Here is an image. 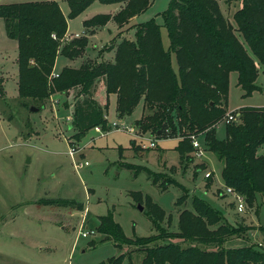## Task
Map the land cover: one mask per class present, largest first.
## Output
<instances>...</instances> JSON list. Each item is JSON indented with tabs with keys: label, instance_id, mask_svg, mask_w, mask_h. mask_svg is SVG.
<instances>
[{
	"label": "trees",
	"instance_id": "16d2710c",
	"mask_svg": "<svg viewBox=\"0 0 264 264\" xmlns=\"http://www.w3.org/2000/svg\"><path fill=\"white\" fill-rule=\"evenodd\" d=\"M118 4L113 14H97L82 22L83 28L104 27L114 21L120 36L130 21L145 12L152 0H67L69 14L78 17L94 2ZM232 23L222 14L217 0H171L163 13L169 47H162L160 27L154 20L134 24V38H121L111 49V61L86 60L79 67H64L50 78L55 60L85 55L87 39L63 42L67 19L56 1L14 2L0 4V19L8 39L17 48V93L42 109L55 94L68 95L75 90L72 104V138L80 142L96 126L109 132L106 115L109 96H115L118 119L128 117L142 104L143 114L135 121L138 132L157 140L176 139L180 162H192V137L202 138L205 152L222 164L221 180L240 194L248 208L264 197V154L257 151L264 144V107L238 110V123H225V137L217 139L216 127L227 116L229 76L236 73V85L243 96L259 91L255 85L257 65L264 68V0H238ZM94 31H90L92 34ZM54 36V38H53ZM243 40L241 42L239 37ZM63 42V44H62ZM175 57L176 70L171 64ZM102 82L106 103L99 106L92 94ZM26 106L27 103H24ZM132 149L135 142L131 141ZM121 151V149H120ZM129 168V166H126ZM146 170V169H145ZM156 184L163 176L146 170ZM172 180V181H171ZM183 195L175 202L181 206L186 189L175 180ZM162 190L165 186L159 184ZM167 185V186H168ZM137 201L140 192L130 193ZM156 231L153 236L127 238L112 215L98 218L97 230L115 246L131 248L101 264H122L131 254L142 255L140 264H264V252L253 246L227 249L224 244L242 231L231 225L222 213L192 196L190 208L177 216V231L165 232L160 223L164 211L145 196ZM43 206H77L75 200L40 199Z\"/></svg>",
	"mask_w": 264,
	"mask_h": 264
},
{
	"label": "rangeland",
	"instance_id": "374dc122",
	"mask_svg": "<svg viewBox=\"0 0 264 264\" xmlns=\"http://www.w3.org/2000/svg\"><path fill=\"white\" fill-rule=\"evenodd\" d=\"M56 1L67 19L70 33L83 31L81 21L84 14L89 18L108 13L114 7L96 1L84 11L83 16L80 14L70 19L67 0ZM170 1L152 0L149 8L137 16L132 28L126 32L127 38H134V24L154 20L160 27L162 47L167 51L169 39L162 15ZM217 2L222 14L232 23V13L240 5L236 0ZM106 25L84 29L86 33L96 30L87 40L88 58L81 57L84 59L79 61L80 58L66 60L58 56L50 78H55L53 74L58 75L56 72L65 62L67 67H76L86 60L111 61L114 57L111 48L117 43L115 39L120 40L121 37L117 36L118 27L114 21ZM79 38L86 36L83 34ZM79 38L65 35L62 41ZM239 40L243 42L241 37ZM16 58V42L8 39L0 19V264L107 262L131 248L120 249L113 241H105V236L96 228L98 218L110 213L127 238L153 236L156 231L145 196L164 211L165 218L160 226L165 232L177 231L178 213L190 208L192 196H196L220 211L228 223L241 228L242 232L237 237L227 240L225 248L253 246L264 252V197H258L253 208L245 205V211L238 213L233 198L224 193L225 186L221 184L222 164L212 153L204 151L201 137H194L198 149L203 150L201 157L191 153L192 162L181 164L175 150L176 139L157 140L138 132L135 121L143 114L141 103L128 117L118 119L115 96L111 95L106 115L109 133L100 136L93 129L76 142L72 138L74 131L71 127L75 90L68 95H52L42 109L32 112L30 109L37 105L18 97ZM171 64L176 70L173 55ZM257 69L255 85L260 90L246 97L236 85V73L230 74L227 113L236 114L243 107H264V68L257 65ZM92 99L99 106H104L105 93L100 84ZM239 120L238 117L235 123ZM112 123L125 125L133 133L114 130ZM216 137H225L224 120L216 127ZM151 140L155 144L153 148L148 147ZM131 141L135 142L133 149ZM143 144L146 148L141 147ZM73 150L75 153L70 156L69 152ZM257 153L264 154V144ZM145 169L163 176L154 184L153 177ZM206 173L210 174L209 178H204ZM171 179L187 191V200L181 206H176L175 202L183 193L178 187L168 185ZM159 184H166L167 188L162 190ZM132 192H140L141 200H135L130 194ZM40 199L75 200L81 206L79 209L77 206H43L37 203ZM89 230H93L94 235L80 236L81 231ZM131 256V264L141 263V254L132 253ZM122 264L130 262L125 258Z\"/></svg>",
	"mask_w": 264,
	"mask_h": 264
},
{
	"label": "built area",
	"instance_id": "2783aa9c",
	"mask_svg": "<svg viewBox=\"0 0 264 264\" xmlns=\"http://www.w3.org/2000/svg\"><path fill=\"white\" fill-rule=\"evenodd\" d=\"M74 37L79 38L80 35L75 34ZM53 38H54V36H53ZM52 77H57V75L53 74ZM238 117H239L238 113H236V114L229 113V114H227L226 118L224 119V122L225 123L235 122L238 119ZM111 128H113L114 130H127L128 132L133 133V130L131 128H127L125 125L118 124V123H112ZM94 131H95V133H97L100 136H104L105 134L107 135L109 133L107 131H103L101 126L94 127ZM141 139H143V138H141ZM154 146H155V144L151 140L148 144V147L153 148ZM192 146H193V150H194L193 153H194L195 157L200 158L202 153H203V150L198 149V144L195 141L194 137H192ZM141 147L146 148V146L144 144L141 145ZM74 153H75V151L73 150V151L69 152V155L73 156ZM84 165H87V163L85 162ZM209 177H210L209 173L204 174V178H209ZM224 193L227 196H230L231 198H233L235 205H236V211L238 213H242L243 211H245V201H244V198L240 194H238L236 191H234L230 187H224ZM89 235H94V231L93 230L81 231V234H80V236L83 238H86Z\"/></svg>",
	"mask_w": 264,
	"mask_h": 264
},
{
	"label": "crops",
	"instance_id": "0c3cea01",
	"mask_svg": "<svg viewBox=\"0 0 264 264\" xmlns=\"http://www.w3.org/2000/svg\"><path fill=\"white\" fill-rule=\"evenodd\" d=\"M13 0H7V3H4V0H0V4H9V3H13L12 2ZM34 1H56V0H21L20 2H34ZM57 2V1H56ZM236 2L240 5V2L238 1V0H236ZM235 2V3H236ZM106 6H109V5H106ZM112 6H114V7H111V9H109L107 12L108 13H105V14H108V15H113V14H115L118 10H119V5H117V4H113ZM108 8V7H107ZM63 13V12H62ZM85 12H83V13H81V15L83 16V14H84ZM102 14H104V13H102ZM80 15V16H81ZM85 15V17L82 19V21L81 22H83L84 20H87V19H89V18H91V17H89V18H87L88 17V15H86V14H84ZM97 15V14H96ZM94 16V15H93ZM137 19V17H135V18H133L131 21H130V23L127 25V26H125V27H123L122 29H121V31L122 30H125L128 26H132V23L135 21ZM81 25H82V23H81ZM107 26V25H106ZM116 27H117V25H115ZM82 27H83V25H82ZM85 28H83L82 30L83 31H79V32H72V33H70L69 32V30H68V22H67V32H66V36H73V35H75V34H84V36H86V38H87V40H89V38L92 36H90V34L88 33H86V31L84 30ZM130 30V29H129ZM96 31V30H95ZM94 31V32H95ZM117 31H119V29L117 30ZM128 31V30H127ZM126 30L119 36V37H121V38H124V37H126L127 38V34H126V32H127ZM82 35H80V36H82ZM128 39V38H127ZM115 41H119V40H117V39H115ZM88 47H89V45H88ZM88 47H86V52H85V55L83 56L84 58L85 57H87V49H88ZM84 58H80L79 59V61L81 60V59H84ZM88 58V57H87ZM66 59V58H65ZM66 60H68V59H66ZM56 63V62H55ZM79 66V64L76 66V67H78ZM64 67H67V63L65 62V63H63L62 64V67H61V69L62 68H64ZM76 67H73V68H76ZM60 69V70H61ZM59 70V71H60ZM59 71L58 72H56V73H59ZM55 72V71H54ZM100 84V87L103 89V91H104V85H103V83L102 82H100L99 83ZM259 87V86H258ZM113 96V95H112ZM106 103V96H105V102L103 103V105ZM255 108H257V107H255ZM222 168V167H221ZM221 184L223 185V182H222V180H221Z\"/></svg>",
	"mask_w": 264,
	"mask_h": 264
},
{
	"label": "water",
	"instance_id": "95a60500",
	"mask_svg": "<svg viewBox=\"0 0 264 264\" xmlns=\"http://www.w3.org/2000/svg\"><path fill=\"white\" fill-rule=\"evenodd\" d=\"M30 110H31L32 112H33V111H36V109H33V108H31ZM139 210H142V207L139 206Z\"/></svg>",
	"mask_w": 264,
	"mask_h": 264
}]
</instances>
